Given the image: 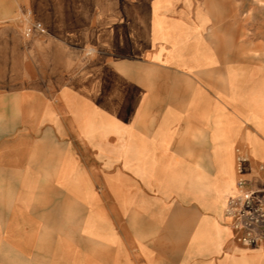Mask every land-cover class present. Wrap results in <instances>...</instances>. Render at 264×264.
I'll return each mask as SVG.
<instances>
[{"label": "crops", "instance_id": "obj_1", "mask_svg": "<svg viewBox=\"0 0 264 264\" xmlns=\"http://www.w3.org/2000/svg\"><path fill=\"white\" fill-rule=\"evenodd\" d=\"M239 156L263 186L264 0H0V264H264Z\"/></svg>", "mask_w": 264, "mask_h": 264}, {"label": "built area", "instance_id": "obj_2", "mask_svg": "<svg viewBox=\"0 0 264 264\" xmlns=\"http://www.w3.org/2000/svg\"><path fill=\"white\" fill-rule=\"evenodd\" d=\"M35 31L45 33L46 29L41 22L27 17L24 34L30 37ZM246 157L238 158V173L240 177L236 185V194L228 201L225 215L231 220L235 233V240L248 248H264V185L255 187L245 177ZM259 172L264 184V164Z\"/></svg>", "mask_w": 264, "mask_h": 264}]
</instances>
